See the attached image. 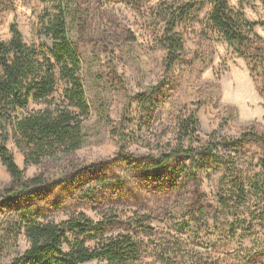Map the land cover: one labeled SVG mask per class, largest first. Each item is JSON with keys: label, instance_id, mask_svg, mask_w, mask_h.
Wrapping results in <instances>:
<instances>
[{"label": "rangeland", "instance_id": "obj_1", "mask_svg": "<svg viewBox=\"0 0 264 264\" xmlns=\"http://www.w3.org/2000/svg\"><path fill=\"white\" fill-rule=\"evenodd\" d=\"M163 1L170 0H148L139 15L127 0H95L88 22L71 28L91 107L86 121L89 140L76 153L41 167L26 166L23 153L12 139L8 141L7 147L25 179L42 177L47 184L6 199L14 182L0 163V230L9 221L15 222L16 210L24 207L42 222L60 223L78 213L96 223L112 221V226L104 227L106 236L132 233L135 220L150 217L154 235L137 236L147 246L140 264H161L155 250L175 242L192 253L205 255L209 264H242L253 255H264L261 227L248 231L245 225L231 235L217 222L214 213L218 208L215 194L219 174L207 171L206 176L203 170L202 188L183 186L178 197L170 198L165 194V183L155 181L151 169H147L159 152L168 154L170 146L175 145L176 118L193 112L205 142L214 135L218 139L236 138L253 128L264 135L262 81L252 74L244 59L206 27L209 7L185 33L184 61L172 74L164 73L165 53L156 47L150 31V13ZM227 1L233 9L241 8L240 0ZM242 9L249 21L264 22V8L259 2L244 4ZM52 11V4L39 0H0V40H10V26L15 23L28 45L52 50L53 40L39 33L41 16ZM256 32L264 40V30L259 27ZM152 92L158 108L150 113L142 110L139 102ZM43 108L30 104L31 110ZM246 151L252 163L261 154L256 146ZM190 162L179 157L170 165L185 169ZM199 201L204 211L202 219L197 218ZM191 219L194 223L190 229L177 231ZM27 248L22 240L17 253L21 255ZM254 263H261V257Z\"/></svg>", "mask_w": 264, "mask_h": 264}, {"label": "trees", "instance_id": "obj_2", "mask_svg": "<svg viewBox=\"0 0 264 264\" xmlns=\"http://www.w3.org/2000/svg\"><path fill=\"white\" fill-rule=\"evenodd\" d=\"M39 1L53 7L52 12L41 16L39 28L41 35L53 40L52 50L28 45L15 23L10 26V40H0V163L14 182L6 199L23 196L47 184L42 177L25 179L7 147L10 139L23 153L26 166L35 167L72 155L89 140L86 121L91 107L71 28L88 22L95 0ZM127 1L142 15V6L148 0ZM254 1L264 8V0H240L239 10L233 9L227 0L160 2L150 13L153 18L150 31L156 47L165 53L164 73L172 74L184 61L185 33L209 7L206 27L249 64L252 74L261 79L264 93V40L256 32L259 27L264 30V22L249 21L242 9L244 4ZM153 98L154 92L146 100L140 98L139 107L156 112L158 107ZM32 102L44 108L31 110ZM173 134L175 145L170 146L169 153L159 152L160 156L153 158L147 168L155 181L165 183L166 196L178 197L183 186H195L199 190L205 182L202 171L206 176L207 171H212L220 175L215 194L218 208L214 215L222 228L231 235L245 225L248 231L254 226L264 231V135L253 128L236 138L218 139L214 135L205 142L195 112L176 118ZM250 146L258 147L261 152L254 163L247 158L246 150ZM179 157H186L190 165L185 169L172 167V161ZM197 208L201 210L197 218L202 219L201 201ZM32 213L27 207L16 210L15 222L9 221L0 230V264H140L147 246L137 236L155 233L149 225L150 217L135 220L132 233L106 236L104 227L112 226V221L96 223L78 213L60 223L42 222ZM193 223L191 219L177 231L182 233ZM22 240L28 248L20 255L17 248ZM155 255L161 264H209L205 255L192 253L179 242L157 247ZM260 257L261 263H254ZM242 264H264V255H253Z\"/></svg>", "mask_w": 264, "mask_h": 264}]
</instances>
